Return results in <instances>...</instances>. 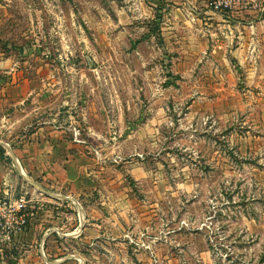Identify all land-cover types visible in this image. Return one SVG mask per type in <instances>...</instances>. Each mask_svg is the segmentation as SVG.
Returning a JSON list of instances; mask_svg holds the SVG:
<instances>
[{"label":"rangeland","instance_id":"rangeland-1","mask_svg":"<svg viewBox=\"0 0 264 264\" xmlns=\"http://www.w3.org/2000/svg\"><path fill=\"white\" fill-rule=\"evenodd\" d=\"M209 1L0 0V114L12 123L0 132L8 146L0 178L12 181L0 200L23 197L25 216L42 196L15 160L41 128L57 138L59 157L61 138L73 140L102 179L119 176L113 185L121 179L148 223L137 245L153 243L151 264H264V49L241 65L212 54L217 21H207L209 40L192 52L177 53L161 36L172 5L195 30L194 19L219 13ZM18 233L0 230V264L18 253L5 238ZM129 247L130 256L137 247ZM75 252L86 251L72 241L42 250L48 260Z\"/></svg>","mask_w":264,"mask_h":264},{"label":"crops","instance_id":"crops-1","mask_svg":"<svg viewBox=\"0 0 264 264\" xmlns=\"http://www.w3.org/2000/svg\"><path fill=\"white\" fill-rule=\"evenodd\" d=\"M186 1L193 3L196 0ZM254 11L240 9L229 16L209 12L207 17L194 19L201 23L200 28L194 30L188 28V14L184 16L178 7L172 5L164 15L161 36L164 42H171L169 45L176 52L183 46L192 52L194 48L198 49L197 42L202 46L204 39L209 40L205 38L209 29L204 26H212L213 23L207 21H217L214 28L217 33H211L214 36L210 40L213 43L212 54L228 52L240 65L249 64L260 57L264 49V31L261 30L264 27V14ZM217 34L226 41L220 40ZM229 44L234 46L229 50L222 49ZM186 52L182 50L177 53ZM176 59L182 60V57ZM5 68L7 63L0 58V72ZM11 125L10 115L1 113L0 132L8 130ZM41 131L40 128L26 135L28 141L21 144L16 154L15 160L19 162L24 178L34 184L42 196L36 194L34 202L25 210V220L18 227V236H8L13 247L19 250L8 255L11 261L7 264L13 261L15 264H133V260L140 264H151L153 253L154 256L159 255L152 249L153 243L137 245L147 239L148 223H140L139 208L129 204L132 199L124 195L126 190L121 187V179L118 185H113L119 176L114 174L112 179L103 177V180L102 167H95L97 161L90 162L83 158L78 149L85 146L73 140L61 138L59 146L65 145L67 151L66 156L59 157L54 150L57 138ZM2 142L0 139V150L5 151ZM69 149H72V155H69ZM3 155L7 154L0 152V160H5ZM79 161L80 164L76 165ZM106 180L108 185H113L111 188L106 185ZM11 187L12 181L8 176L1 175L0 198L5 197L2 194H9ZM144 214V219H147ZM77 231L79 235L76 236ZM133 233L138 235L134 240L131 237ZM65 241L79 243L86 252L55 254L51 260L42 253L45 244ZM133 244L137 248L131 250L130 257L127 250Z\"/></svg>","mask_w":264,"mask_h":264},{"label":"built area","instance_id":"built-area-1","mask_svg":"<svg viewBox=\"0 0 264 264\" xmlns=\"http://www.w3.org/2000/svg\"><path fill=\"white\" fill-rule=\"evenodd\" d=\"M209 6L219 13H232L245 10H264L260 0H210ZM26 200L20 197L17 200H0V230H20V227L25 220L23 211L26 207ZM8 239V236L5 237Z\"/></svg>","mask_w":264,"mask_h":264},{"label":"water","instance_id":"water-1","mask_svg":"<svg viewBox=\"0 0 264 264\" xmlns=\"http://www.w3.org/2000/svg\"><path fill=\"white\" fill-rule=\"evenodd\" d=\"M6 147H8L7 145H5ZM18 167L20 168V166L18 165ZM21 169V168H20Z\"/></svg>","mask_w":264,"mask_h":264},{"label":"trees","instance_id":"trees-1","mask_svg":"<svg viewBox=\"0 0 264 264\" xmlns=\"http://www.w3.org/2000/svg\"><path fill=\"white\" fill-rule=\"evenodd\" d=\"M0 152H2V150H0Z\"/></svg>","mask_w":264,"mask_h":264}]
</instances>
